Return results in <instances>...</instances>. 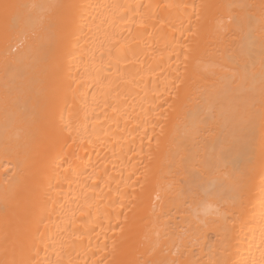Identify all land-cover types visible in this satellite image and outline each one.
Here are the masks:
<instances>
[{
    "label": "bare ground",
    "instance_id": "bare-ground-1",
    "mask_svg": "<svg viewBox=\"0 0 264 264\" xmlns=\"http://www.w3.org/2000/svg\"><path fill=\"white\" fill-rule=\"evenodd\" d=\"M0 264H264V0H0Z\"/></svg>",
    "mask_w": 264,
    "mask_h": 264
}]
</instances>
